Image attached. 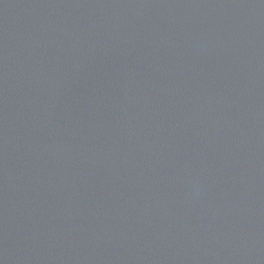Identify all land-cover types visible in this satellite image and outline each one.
Returning a JSON list of instances; mask_svg holds the SVG:
<instances>
[{
    "label": "water",
    "instance_id": "water-1",
    "mask_svg": "<svg viewBox=\"0 0 264 264\" xmlns=\"http://www.w3.org/2000/svg\"><path fill=\"white\" fill-rule=\"evenodd\" d=\"M0 264H264V0H0Z\"/></svg>",
    "mask_w": 264,
    "mask_h": 264
}]
</instances>
